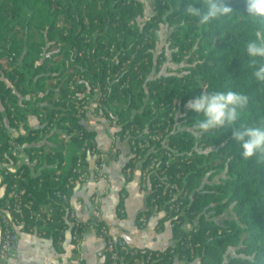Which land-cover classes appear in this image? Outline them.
<instances>
[{
    "label": "trees",
    "instance_id": "obj_1",
    "mask_svg": "<svg viewBox=\"0 0 264 264\" xmlns=\"http://www.w3.org/2000/svg\"><path fill=\"white\" fill-rule=\"evenodd\" d=\"M224 2L236 15L201 25L200 18L186 15L185 9L192 5L206 10L202 0L0 1V58L7 62L0 61L1 186L7 185L8 192L16 182L27 189L25 199L33 200L35 207L50 203L56 208V221L46 233L55 243L67 228L61 208L69 205L74 187L66 184L78 160L87 165L88 154L98 144L97 130L87 123L88 112L78 115L74 104L68 106L74 92L69 81L79 74L75 91L89 95L96 86L106 92L111 76L98 115L120 123L122 133L134 128L132 138L137 140L158 137L150 139L143 152L144 167L152 157L158 159L147 182L146 212L183 201V212L171 217L173 242L167 248L129 247L117 264L149 256L147 264H264V162L257 156L243 159L233 140V130L240 125H264V83L253 77L245 52L255 32L264 36V25L245 16L244 0ZM28 10H33L32 17L25 16ZM35 12L42 41L30 40ZM16 20L25 37L11 25ZM260 63L264 59H258ZM58 77L64 81L47 87L46 81ZM14 88L30 96L29 107L19 104ZM230 90L248 97L240 119L198 134L193 123L203 115L186 103L205 91ZM41 101L49 104L37 105ZM29 111L43 113L42 128L29 125ZM22 121L28 131L16 139L25 144L29 160L17 169L23 170V178H15L16 172L6 175L2 168L10 163L5 155L11 132L19 130ZM73 129L80 136L63 137ZM10 157L16 164L17 157ZM132 159L126 167L133 165ZM163 180L178 183L182 192L163 196L164 185H158ZM58 190L68 194V202L57 196ZM186 220L191 228L184 226ZM103 224L96 225L98 231ZM103 264H111V259Z\"/></svg>",
    "mask_w": 264,
    "mask_h": 264
},
{
    "label": "crops",
    "instance_id": "obj_2",
    "mask_svg": "<svg viewBox=\"0 0 264 264\" xmlns=\"http://www.w3.org/2000/svg\"><path fill=\"white\" fill-rule=\"evenodd\" d=\"M28 118L33 128L39 127L35 115L34 119ZM35 121L39 123L35 125ZM87 123L97 130L98 144L88 154L86 179L74 186L69 201L83 227L81 235L73 238V220L58 243L52 237L21 228L16 256H0V264H103L105 258L97 255L107 244L96 228L101 221L112 237L131 247L165 249L173 242L172 216L163 207L146 212L148 194L142 185L141 170L136 164H130V171L126 167L131 158L130 145L117 141L111 132L121 124L105 119L103 126L97 125L89 117ZM142 217L146 218L145 224L140 221ZM184 226L190 228L185 223Z\"/></svg>",
    "mask_w": 264,
    "mask_h": 264
},
{
    "label": "built area",
    "instance_id": "obj_3",
    "mask_svg": "<svg viewBox=\"0 0 264 264\" xmlns=\"http://www.w3.org/2000/svg\"><path fill=\"white\" fill-rule=\"evenodd\" d=\"M110 82H111V76H108L107 78V84L105 85L106 92L101 93L99 87L94 88V92L88 94H85L83 92H76V87L71 86V88H74V93H71L69 95V98L75 101L82 102V106L85 107V113L88 112L90 116H88L91 120L93 119V123L96 124L98 120H105L106 118L104 116H99L97 111L101 109L105 99L108 95V90L110 89ZM78 108V107H76ZM94 111V112H93ZM91 112V113H90ZM95 113V114H94ZM40 116L43 117V113H40ZM95 120V121H94ZM17 122V120H16ZM132 131L134 128H131ZM139 132V130H135ZM125 133L130 134V129H127L124 131ZM14 133V131H13ZM11 132V137L9 138V146H8V152L5 155V158H10L9 165L3 167L4 173L7 175L11 171L16 172L14 174L15 178H23V170L20 172H17L21 165L24 163L22 159L26 154H28L24 147L25 144L20 142L16 139L17 135H14ZM79 135L80 132L78 129H73L71 131H67L63 134V137L67 140H71L73 137ZM82 137V136H81ZM133 135H129V145H131V157L132 163L136 164L139 161H142L144 163L145 156L143 155V152L146 148L150 147L151 142L150 139H158L155 135H150L148 137H144L143 139L137 140L135 138H132ZM85 149V148H83ZM94 150V149H93ZM39 153H42L41 151ZM10 154H12L14 157H17V163L13 161V158L10 157ZM29 155V154H28ZM157 158L152 157L151 163L144 167L143 166V177H142V185L144 189H147L148 187V180L150 178V175L153 170L156 168L157 164ZM26 162V161H25ZM1 166V164H0ZM4 166V165H3ZM130 171V166L127 167ZM74 175H72L68 183L66 184L67 188L74 187L77 183H79L81 180H85L87 177V171H86V165L83 163L81 159L78 160V163L76 167L74 168ZM3 178V176H2ZM172 184L174 186V192L173 194H180L182 192V188H180L178 183H172L167 180L161 181L158 185H165L166 184ZM27 193V189L25 187L20 188L16 182L13 183L9 191L7 192V185H2L0 188V197L4 196V200L0 202V228L2 232L1 237V245H0V256L8 259L11 257H15L18 250L19 245V237H18V231L21 228H27L28 230L32 232H36L41 235H46L47 233V227L49 223H53L56 221V208L48 203V204H42L37 207L34 206L33 200H26L25 196ZM57 196L63 199V201L68 202L69 196L66 192H63L62 190L57 191ZM180 204L179 208L182 210V204L183 201H178L170 205V207L174 204ZM62 211H65L63 213L62 219L65 221V223H68L73 220L74 227H73V238H79L81 235L80 231V222L76 218L73 210L69 207V205L63 206L61 208ZM182 213V212H180ZM140 221L145 224L146 218L142 217L140 218ZM34 223V224H32ZM65 229L61 230L65 232ZM101 235L106 237L107 244L104 249H101L97 252V255L100 257H104L105 260L107 258L111 259V264H117L118 261L121 259V252L123 250H127L129 247L122 239L112 237L109 234V230L106 224H103L101 227ZM150 256L145 258L136 257L133 262H127L126 264H147L150 261Z\"/></svg>",
    "mask_w": 264,
    "mask_h": 264
},
{
    "label": "clouds",
    "instance_id": "obj_4",
    "mask_svg": "<svg viewBox=\"0 0 264 264\" xmlns=\"http://www.w3.org/2000/svg\"><path fill=\"white\" fill-rule=\"evenodd\" d=\"M206 10L192 5L185 9L186 15L199 17L201 25H207L222 17L232 18L236 15L234 9L224 0H202ZM245 16L254 22L264 25V0H244ZM245 52L251 58L250 66L254 68L253 77L257 82L264 83V63L257 65L258 59H264V36L260 31L254 33V38L245 44ZM248 97L234 91H205L200 96L188 101L186 107L202 119L193 123V129L199 134L225 126H232L240 119L241 111L246 109ZM233 140L242 149L245 160L257 156L258 162H264V125H240L233 130Z\"/></svg>",
    "mask_w": 264,
    "mask_h": 264
},
{
    "label": "rangeland",
    "instance_id": "obj_5",
    "mask_svg": "<svg viewBox=\"0 0 264 264\" xmlns=\"http://www.w3.org/2000/svg\"><path fill=\"white\" fill-rule=\"evenodd\" d=\"M1 1V0H0ZM40 5L41 4H39L38 5V7H40ZM37 10H38V8H37ZM36 11V10H35ZM33 10H28L27 11V13H26V17H32L33 16ZM149 18V16H145L144 18H143V20H146V19H148ZM39 23H40V18H39V16H38V14L35 12V18H34V20L32 21V25H31V30H30V33H31V35H32V37H31V39L30 40H38V41H42V39H43V33H42V31L38 28V25H39ZM60 24H63L62 22L60 23ZM11 25L12 26H14V28H15V31L17 32V34H18V36L19 37H25V33H26V30L22 27V24H21V22H18L17 20L16 21H13L12 23H11ZM112 52H114V51H112ZM0 61H1V63L2 64H6L7 62H6V59H1L0 58ZM7 66V65H6ZM79 78H80V75L79 74H75V75H73L72 76V79L69 81V85L70 86H75L76 87V83L79 81ZM63 82L64 80H60V78L58 77V78H54L53 80H48V81H46V85H47V87H51V86H55V85H57L59 82ZM77 88V87H76ZM14 91L18 94V96L20 97V99H19V104H21V106L23 107V108H27V107H29L30 106V104H28L27 102H28V99H30V96H28V94H24V93H22V90L21 89H17V88H14ZM71 91H74V88H71ZM72 93H74V92H72ZM41 96H43L44 94L43 93H41L40 94ZM178 102V100L176 99V100H174V104L173 105H175L176 103ZM48 105L49 103H48V101H41V102H39V103H37V105ZM72 104H74L75 105V107H78L77 108V112H78V115H82L83 113H85V107L84 106H82V102H80V101H75V100H72L71 98H70V100H69V102H68V106L69 105H72ZM28 113H30V114H32V115H28V117L30 116H32V118L34 119V115L38 118V120H39V122H36V124L35 125H37L38 123V125H39V127L38 128H42V126H44V122H42V120H43V117L42 116H40V113H38V114H35L33 111H29ZM91 121H93V119L91 118ZM95 121V120H94ZM28 122H29V120H28ZM34 122V123H35ZM96 124L97 125H102L103 126V121H101V120H98L97 122H96ZM29 125H30V122H29ZM120 125V124H119ZM31 126V125H30ZM32 127V126H31ZM33 128V127H32ZM27 129L25 128V125H24V121H22L21 122V126H20V129L19 130H14V133H13V131H12V133L14 134V135H18V134H20V133H27ZM122 131H123V127L120 125L119 126V128H116V129H112L111 130V132L113 133V135H114V138L117 140V141H127L128 142V140H129V135L130 134H132L133 135V131H132V129H130V134L129 133H125V132H123L122 133ZM129 143V142H128ZM33 153H35V152H33ZM41 155V154H40ZM29 160V155L28 154H26L25 156H24V158L22 159V161L23 162H25V161H28ZM139 166V168H140V170H141V176L143 175V171H144V169H143V166H144V163L142 162V161H139V162H137L136 163V166ZM135 166V167H136ZM0 169H1V166H0ZM143 177V176H142ZM0 181H2V176H0ZM1 188V187H0ZM174 190V186H172V184H166L165 185V190H164V193H163V196H169V197H172V195H173V191ZM179 205L180 204H174V205H172L171 207H166L165 205H163V208H166V211H167V213H168V215H170V216H172V217H177V216H179L180 215V212H183V209L181 210L180 208H179ZM185 224H187L190 228L192 227V222H190V221H188V220H186L185 221Z\"/></svg>",
    "mask_w": 264,
    "mask_h": 264
},
{
    "label": "water",
    "instance_id": "obj_6",
    "mask_svg": "<svg viewBox=\"0 0 264 264\" xmlns=\"http://www.w3.org/2000/svg\"><path fill=\"white\" fill-rule=\"evenodd\" d=\"M1 237H2V232H1V228H0V245H1Z\"/></svg>",
    "mask_w": 264,
    "mask_h": 264
}]
</instances>
